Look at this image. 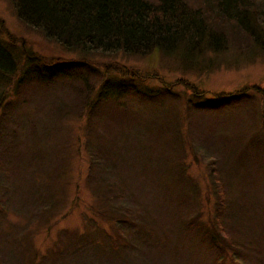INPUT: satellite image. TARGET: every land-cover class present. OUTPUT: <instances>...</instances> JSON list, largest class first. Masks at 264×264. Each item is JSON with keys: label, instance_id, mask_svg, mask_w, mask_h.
<instances>
[{"label": "trees", "instance_id": "trees-1", "mask_svg": "<svg viewBox=\"0 0 264 264\" xmlns=\"http://www.w3.org/2000/svg\"><path fill=\"white\" fill-rule=\"evenodd\" d=\"M10 1L16 17L24 25L64 49L89 55L145 56L157 53L162 57H173L181 65L191 68L206 52L224 50L228 42L227 29L232 33L240 29L253 39L255 45L264 47V31L260 28L264 26V10L254 0H206L198 8L188 0ZM249 18L255 21L258 32L251 31L249 23L244 24ZM213 40L218 41V47L213 46ZM86 57L77 61H47L25 48L17 52L14 41L0 38V219L10 211L12 199L8 194L15 186L12 177L27 178L17 183L23 188L25 208L33 206L36 210L43 206L51 209L58 196V178L66 170L63 163L54 164L51 151L43 150L40 146L43 139H38V134L35 136L32 119L19 108L25 106L27 94L33 88L27 89L33 86L76 85L71 90L81 95L80 120L82 127L87 124L88 132L83 144L86 168L82 181L91 195V202H83L85 216H89L80 225L62 228V232H57L43 247L34 246L32 232H25L17 240L8 237L9 246L0 244V264H73L71 260L78 255H92L100 258V263L116 260L129 264H156L141 262L143 246L155 243L153 248L161 254L167 250L168 243L165 234L161 236L153 226L140 197L133 195L137 181L138 184L140 181L131 179L132 171L135 172L132 168L138 163L145 173L154 174V182L169 187L179 196L176 200L179 206H185L188 199L197 196V189L184 176L185 167L178 165V158L183 156L179 149L178 155L165 157L166 164L163 150H154L153 145L144 147L151 131L169 130L172 116L171 111L165 110L179 95L172 92L170 86L151 85L154 79L137 70L110 67L102 71ZM249 91L222 92L204 101L198 98L204 94L201 90L190 88V98L185 94V101L187 107L195 103L196 111L210 112L233 104L242 96L244 100H250ZM258 94L264 97V90ZM154 106L161 110L160 117L152 114ZM71 111V106L58 104L53 115L59 119ZM54 129H45L42 136L48 138ZM261 129L258 127L254 134L263 135ZM22 137H26L23 142ZM170 137L175 144L174 150L178 145L187 144L196 159L197 156L205 158L209 146L213 215L208 216V207L206 221H200L202 211L198 210L185 221L186 230L195 238L193 241L206 246L208 256L213 257L216 264H226L225 246L234 252L231 264L234 260L244 264V258L248 257L246 247L237 250L233 247L234 241L227 240L225 235L226 226L229 227L230 222L234 225L233 219L239 216L242 223V218L247 220L252 211L249 206L253 201L241 194L244 185L224 180L225 173L221 168L228 165L216 157L218 149L212 141H208L207 146L202 142H191L192 134L184 140L176 127ZM20 145H23L22 149ZM153 151L161 153L154 159ZM129 160L133 163L127 167L125 164ZM126 169L130 171L128 180L124 175ZM248 170L246 167L242 173L247 174ZM242 173L238 171L236 179L243 178ZM230 179H233L232 175ZM134 200H139L138 205L133 204ZM75 205L70 202L68 212L51 214L50 220L41 226L57 228ZM233 212L236 214L232 215ZM25 215L31 216L27 210L20 213L21 217ZM225 218L231 221L225 222ZM6 258L11 259L7 261Z\"/></svg>", "mask_w": 264, "mask_h": 264}, {"label": "rangeland", "instance_id": "rangeland-1", "mask_svg": "<svg viewBox=\"0 0 264 264\" xmlns=\"http://www.w3.org/2000/svg\"><path fill=\"white\" fill-rule=\"evenodd\" d=\"M149 1L155 2L156 0ZM205 1L188 0L196 8L201 7ZM254 1L263 7L261 10H264V0ZM246 23H249L251 31L258 32L253 19L249 18L244 24ZM260 28L264 31V26ZM225 32L228 42L224 50L217 51V53L206 52L204 57L196 61L194 67L191 68L181 65L173 57H162L157 53L145 56L89 55L64 49L59 44L47 40L40 32L18 20L10 0H0V38L7 42L14 41L17 52L25 48L47 61H50L48 59L77 61L87 56L86 58L90 59V62H94V65L102 71L110 67L121 70L134 69L154 79L151 80V85L164 84L167 87L170 86L171 91L179 95L171 100L170 108L165 110L171 111L172 122L169 130L159 133L158 131H151L150 137L144 141V147L153 145L154 150L156 148L163 150V158L166 164L168 161L165 160V157H171L170 154L178 155L179 149L183 156L178 158V165L185 167L184 176L190 185H194L197 189V196L188 199L189 202L185 206H179L176 202L179 196L174 194L169 187H165L157 181L154 182L152 180L154 174L145 173L138 163L132 168L135 169V172L132 171L131 179L137 178L140 181V184L137 181L133 195L140 197L147 214L152 219L153 226L161 236L165 234L168 243L167 250L161 254H159L160 250L153 248L155 243H146L143 246L144 253L141 256V262L216 264L213 257L210 259L208 256L206 246L193 241L195 238L191 237L190 232L184 226L186 225L185 221L195 216L198 210L202 211L200 221H206L208 216L213 215L214 199L210 190L209 166L211 160L208 161L209 146L204 155L206 157L197 156V159L190 152V146L187 144L178 145L174 150L175 144L171 142L170 136L173 128L176 127L177 131L182 133L184 140H187L192 134L191 142L198 144L202 142L207 146L208 141H212L215 144V149H218L216 157L228 165L221 168V172L225 173L224 180L238 183L241 186L244 185L241 194L247 195L253 201V205L249 206L252 211H250L251 214H248L247 220L242 218L244 220L242 223H240L241 219L239 220L238 216L233 219L234 225L230 222V226H226V239L234 241L233 247L237 250L240 248L243 250L246 247L248 257L244 258V264H264V134H254L260 126L262 127L261 132L264 133V101H262L264 97L258 94L264 90V47L260 48L261 46L255 45L253 39L247 37L249 35L240 29H237L235 33L228 29ZM217 42L213 40V46L218 47L219 43ZM40 87L28 88L27 90L33 89L27 94L28 100L25 106L20 105L19 108L28 114V118L30 116L32 119L35 136L38 134L40 137L38 139H43L40 144L43 150L51 151L54 156L52 160L55 163H53L57 166L63 163L62 165L66 167V170L58 178V188L56 186L58 196L55 206L51 209L50 207L42 208L43 206L36 207V210L33 206L25 208L24 197L22 196L23 188L17 186V183L19 184L20 180L23 182L27 178L12 177L15 186L14 191L11 190L8 194L9 198L12 199V204L8 209L10 211L8 215L0 219V244L4 246H9L8 237L9 240L11 238L17 240L25 232H32L33 240L31 241L34 246L36 248L43 247L55 237L57 232L61 233L62 228L78 226L85 217L89 216H85V204L91 202V195L82 181L86 168L83 144L88 132H86L87 124L82 127L80 120L81 95L77 91L71 90V87H76L74 83H58L54 86H48L49 88ZM190 88L201 90L204 94L198 98L204 101L210 100L215 94L234 93L243 89L251 90L248 92L251 99L244 100L241 95L242 97L234 100L233 104L224 105L219 110L196 111L195 103L187 107L185 101L186 95L188 99L190 98ZM58 104L71 106L72 111L67 116L63 115V117L55 119L53 111ZM152 108V114L160 117L161 110L155 106ZM95 120L97 121V119ZM51 127L55 128L51 135L48 138L42 136L44 130ZM180 128H183L182 131ZM160 136L163 138L161 139ZM26 137H22L21 142ZM20 147L22 149L23 145ZM152 153L155 159L161 151H153ZM132 163L133 161L129 160L125 165L130 167ZM246 167L249 168L248 173L243 174L242 170ZM238 171L242 173L243 178L236 179ZM129 174L128 169L124 170L126 179ZM231 175L233 179H230ZM70 202L72 205L75 202L76 205L70 209L67 218L61 220L57 228L41 226L45 221L50 220L51 214L57 215L59 213L61 215L68 212ZM138 203L139 200L133 201L134 205H138ZM207 208L208 216L205 213ZM26 210L31 216L21 217L20 213H25ZM234 214L236 213L233 212L232 215ZM225 219H227L225 222L230 220L229 218ZM106 227L105 230L107 231L108 226L106 225ZM231 250L227 246L224 247L223 255L226 264H231V259L234 256V252ZM9 259L11 258H6L7 261ZM99 260L100 258L92 255L86 257L78 255L71 261L74 262L73 264H86L87 262L90 264H129L116 260L100 263ZM64 264L70 263L65 262ZM233 264H237V260H234Z\"/></svg>", "mask_w": 264, "mask_h": 264}]
</instances>
